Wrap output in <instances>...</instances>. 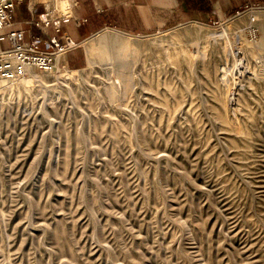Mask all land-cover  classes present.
<instances>
[{
	"label": "rangeland",
	"instance_id": "1",
	"mask_svg": "<svg viewBox=\"0 0 264 264\" xmlns=\"http://www.w3.org/2000/svg\"><path fill=\"white\" fill-rule=\"evenodd\" d=\"M165 16L0 89V264H264V3Z\"/></svg>",
	"mask_w": 264,
	"mask_h": 264
},
{
	"label": "crops",
	"instance_id": "2",
	"mask_svg": "<svg viewBox=\"0 0 264 264\" xmlns=\"http://www.w3.org/2000/svg\"><path fill=\"white\" fill-rule=\"evenodd\" d=\"M57 6L58 0H37ZM64 1V0H62ZM66 1V0H65ZM264 0H74V17L64 20L60 35L73 38L80 45L107 24H113L126 31H145L161 26L167 19L168 10L180 9L197 12L200 18H219L248 7L250 4H263ZM39 12L44 11V4H39ZM15 16L16 26L26 30V38L45 37L35 25L28 23L32 13L26 4L19 6ZM163 16V17H162ZM198 16V17H199ZM82 20L81 26L75 22ZM81 46L74 48L61 58L66 63H84L85 51Z\"/></svg>",
	"mask_w": 264,
	"mask_h": 264
},
{
	"label": "built area",
	"instance_id": "3",
	"mask_svg": "<svg viewBox=\"0 0 264 264\" xmlns=\"http://www.w3.org/2000/svg\"><path fill=\"white\" fill-rule=\"evenodd\" d=\"M26 4L32 13L28 21L45 33V37L26 38V30L16 26L15 16L18 7ZM39 4H44V11L39 12ZM53 6L37 0H0V81L14 79L26 69L51 71L58 60L77 46V42L62 31L64 20L71 15ZM78 25L82 20L76 19ZM1 86V83H0Z\"/></svg>",
	"mask_w": 264,
	"mask_h": 264
},
{
	"label": "bare ground",
	"instance_id": "4",
	"mask_svg": "<svg viewBox=\"0 0 264 264\" xmlns=\"http://www.w3.org/2000/svg\"><path fill=\"white\" fill-rule=\"evenodd\" d=\"M61 4L63 7H66L67 9H69V7L71 8V3L69 0H64V1H61ZM69 15L71 12H68ZM29 69V68H28ZM27 71L25 70L22 74L18 75L17 77H15L14 79H7V78H4L0 81L1 83V86H0V89L1 90H5L7 88V86H9V84H11L12 82H14L15 80L19 79L20 76H22L23 74H25ZM15 83V82H14Z\"/></svg>",
	"mask_w": 264,
	"mask_h": 264
}]
</instances>
